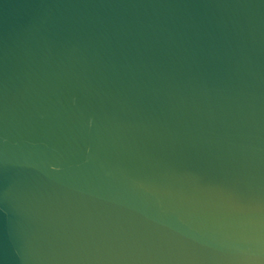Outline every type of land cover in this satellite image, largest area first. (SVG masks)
<instances>
[{"label":"water","instance_id":"obj_1","mask_svg":"<svg viewBox=\"0 0 264 264\" xmlns=\"http://www.w3.org/2000/svg\"><path fill=\"white\" fill-rule=\"evenodd\" d=\"M0 264H264V0H0Z\"/></svg>","mask_w":264,"mask_h":264}]
</instances>
